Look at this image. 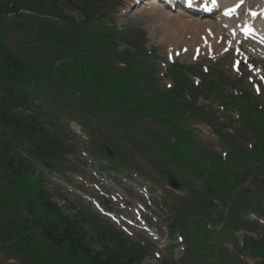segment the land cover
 Returning a JSON list of instances; mask_svg holds the SVG:
<instances>
[{"label": "rangeland", "instance_id": "rangeland-1", "mask_svg": "<svg viewBox=\"0 0 264 264\" xmlns=\"http://www.w3.org/2000/svg\"><path fill=\"white\" fill-rule=\"evenodd\" d=\"M9 1H13L21 8V14H29L27 8L32 7V3H28L31 0ZM41 1L45 4L50 3V6L54 5L53 8H59L56 11L67 17L66 22L59 18L48 21L47 24L51 28L35 30L33 27L27 30V26L32 23L31 16L14 17L9 13L7 16L4 15V18L0 14V43H4L14 55L22 56L26 60L32 58L34 70L47 68L46 65L49 61L52 62L53 55L61 52L55 40L61 38L58 32L74 38L77 35L74 27H91L101 31L106 29L117 45V51L139 50L137 47L139 42L144 51L153 56L149 64L154 67L158 79L154 81L159 85L160 90H166L169 85L172 87L175 83L173 78L166 74L170 63L175 62L181 66L193 64L194 68L205 71L208 79H220L224 91L226 90L232 97L236 96V102L250 104L246 107L261 108V111H264V60L255 59L253 54L251 56L247 52H252L247 47V41L243 42L244 46L232 47L228 51H224L225 47L220 40H218L220 43L214 44L219 45L216 49L204 47L205 44L200 38L205 36L202 30L205 25L213 22L214 18L213 21L201 19L192 24L188 22L189 17L181 15L177 10L161 9L152 3L131 8V0H105L98 9L92 6L94 1L90 0L91 9L87 12L81 10L85 0H66L67 3H57L59 0ZM87 1L88 5H86L89 6V0ZM0 2L7 3V0ZM93 12H101L106 19L92 25L90 18ZM32 14L38 15V13ZM113 26L116 27L117 32L113 33L110 28ZM44 31L50 35L46 36L43 34ZM132 40L137 42L133 43ZM80 42V39H77L67 45L74 49L80 45ZM210 42L208 46H212ZM92 46L80 48L83 52L81 58L84 64L89 63L84 55L93 50ZM88 59L95 70L98 67L92 62L104 64L101 58L93 54L88 55ZM236 59L240 61L238 65H235ZM111 61L110 64L115 69L119 70L122 67L117 59L112 58ZM67 62L68 66L75 63ZM58 68L65 69L66 66ZM180 69L188 75L186 70ZM196 69H192L188 79L192 84L194 80L200 91L189 95L184 89L183 97L187 100L192 98L201 111L209 115V122L208 119L204 120L197 114L188 116L189 110L184 114L183 121V118H180L172 123H164L160 120L164 119V116H160L155 118L156 124H153L152 120L141 119L136 121V126L152 133L151 137L146 133H143L144 137L137 134L139 138H145L146 146L129 136L130 133L122 124L110 118L104 121L99 117L96 123L91 124L92 119L94 121L98 118V115H93L97 112L96 109L112 111L111 104L106 99H102L101 94L89 91L88 96L81 87L66 86L64 82L71 78L69 73L67 77L57 73L53 74V77L44 78L40 83L43 85V92L37 101L42 102L48 112L55 113L62 123L66 122L63 131L72 135L75 147V154L70 163L71 169L64 170V174L60 177L54 173L44 172V182L52 192L51 199L67 213L79 207L98 215L101 213L102 217L145 248L146 254L141 264H163L165 259L174 262L183 261L184 264H206V262L231 264L233 259L245 264H258L260 259L250 253V243L244 238L249 237L256 241L264 238V216L254 212L246 214L252 202L257 204L255 209L264 214V155L253 163L256 175H252L245 184L241 185L235 196L234 193L231 194L238 202L237 205L232 204L228 213L227 203L224 200L220 201L221 196L217 194H226L225 192L242 178L238 169L226 171L220 177L217 194L212 195L214 204H206L207 207L199 205V197H193L192 190L188 188L180 191L172 190L164 179L163 172L167 168L175 175L180 174L189 187L192 186L201 194V198L207 196L204 193L206 185L195 173L198 168L193 161L174 158V151L179 147L173 141V138H176L175 134L178 133L174 126H178L180 121L187 131L188 143L199 153L211 154L217 159L218 157L221 159L223 153L231 149V142L236 144L238 149L245 147V150H248L250 144L254 145L255 140L258 139L253 125L238 115V107L231 106L226 100L218 99L211 90L201 87L200 74L198 70L195 71ZM219 72L223 75L220 76ZM218 75L220 78L217 77ZM66 87L69 89L64 90ZM240 93L243 95L239 96ZM233 99L231 102L235 101ZM99 101L102 102L101 106ZM83 111L90 120L83 118L82 126H78L73 119L68 118H74L80 123L79 114ZM107 132L114 139L109 137ZM102 141H108L113 149L111 157L115 154L118 157L112 164L115 174L105 171V167L111 168V165L108 166L100 152L93 154L92 150H100ZM147 146L155 147L159 154ZM119 159L122 160L121 163L118 162ZM227 160L230 162V157ZM212 179L211 175L204 177L206 184H212ZM207 201L205 198L206 203ZM176 219L178 222L174 226L173 222ZM252 222L258 224L255 230H251L249 226ZM143 224L148 226L149 232L141 228ZM154 228L157 230V235ZM0 264H16V262L0 256Z\"/></svg>", "mask_w": 264, "mask_h": 264}, {"label": "trees", "instance_id": "trees-1", "mask_svg": "<svg viewBox=\"0 0 264 264\" xmlns=\"http://www.w3.org/2000/svg\"><path fill=\"white\" fill-rule=\"evenodd\" d=\"M8 2H0V13L15 11L8 7ZM90 9L86 4L81 8L84 12ZM35 23L40 24V21L35 20ZM93 30L82 33L95 41L100 53L104 54L107 48L103 58L107 60L101 66V73L93 70L90 63L79 62V55L69 59L75 62L70 66L68 62L58 65L66 66L65 69L54 68L50 63L47 69L34 70L31 58L26 60L14 55L4 43H0V252L17 264H140L145 256L139 244L99 215L83 207L67 213L51 199L52 194L42 173L38 174L36 165L49 172L57 171L58 166L66 165V157L73 153V149L60 127H55L56 132H52L43 126L42 121H48L49 115L42 108V102H35L43 92V87L38 86L42 78H49L54 73L67 77L69 73L71 85L91 93L95 91L111 104V112L96 109L94 116L122 124L137 138L141 129L135 123L143 118L164 116V119H159L172 123L182 118L187 110L198 112L195 102L181 97V87H189V84L175 66L171 68V75L177 81L175 87L161 91L151 80L142 79L145 72L151 73V69L137 53L118 52L107 31L96 33ZM143 55L147 60L145 53ZM111 58L123 62L124 66L120 70L112 68L108 64ZM150 77L154 78L152 73ZM207 84L219 99L229 100L231 105H235V101L229 99L232 97H226L219 83L210 81ZM190 87L191 92L194 88ZM239 106L241 113L253 114V125L260 140L249 152L241 149L238 154V169L242 174L250 162L259 161L264 155V115L263 111L255 108ZM200 115L207 117V114ZM177 130L179 147L174 155L193 161L199 171L214 168L218 174L217 161L198 153L186 140V132L179 127ZM219 179L217 177V187ZM249 241V247L262 258L259 264H264V241ZM164 264L176 263L165 261Z\"/></svg>", "mask_w": 264, "mask_h": 264}, {"label": "bare ground", "instance_id": "bare-ground-1", "mask_svg": "<svg viewBox=\"0 0 264 264\" xmlns=\"http://www.w3.org/2000/svg\"><path fill=\"white\" fill-rule=\"evenodd\" d=\"M235 0H220V2L224 5H229V4H232ZM237 1V0H236ZM235 1V2H236ZM261 0H246V4H251L252 6L255 5V4H260ZM151 4L155 6L157 5L158 7H160L161 9H167L166 7L170 8H174L176 7L175 9L177 11H179L181 14H184V15H188L187 17H189L188 19V22H198V20H201V19H205V20H211L213 21V18H214V21L213 22H210V24H207L204 26V29L202 30L203 32L202 33H205L204 35L206 36V39L211 41L210 46L212 49H216L219 47V45H214V44H218L220 43L218 40V37L219 36H223V39L225 40L226 44H233V43H237L241 38H242V30L245 28V27H250V25L253 26V18L251 16H248L247 15V8H249V5L247 7H244V9H242V15L240 18H237L235 20H233L232 22H228L227 23V20H225L224 18H222L220 16V14H216L214 16H212L213 18H207V17H200V16H197L196 14H192V15H189L187 13V11H184L181 6H182V3H181V0H176L175 2H173L172 0H144L142 1V4ZM136 4V3H135ZM181 4V5H180ZM133 5L134 3H131L130 4V7L133 8ZM181 8V9H180ZM251 8V7H250ZM192 17V18H190ZM174 19H178V18H175V17H172ZM181 19V18H180ZM258 21V20H257ZM187 22V23H188ZM186 23V22H185ZM192 23V24H193ZM262 22H257L256 23V26H262ZM198 27H203L202 25H197ZM257 27V28H259ZM234 31V36L235 37H232L231 35V31ZM261 31V30H260ZM210 34H212V37H210ZM261 36L264 37V26L262 28V31H261ZM244 37V36H243ZM174 38H177L174 36ZM204 39V40H206ZM206 40V44L204 45V47H209L208 46V43L209 41ZM201 41V40H200ZM202 42V41H201ZM222 43V42H221ZM225 43H223V47H225L226 45ZM221 46L220 49L223 48ZM211 49V50H212ZM222 54V53H220Z\"/></svg>", "mask_w": 264, "mask_h": 264}, {"label": "water", "instance_id": "water-1", "mask_svg": "<svg viewBox=\"0 0 264 264\" xmlns=\"http://www.w3.org/2000/svg\"><path fill=\"white\" fill-rule=\"evenodd\" d=\"M104 148H105V152L107 153V154H110V150H109V148L104 144ZM167 182H168V184L170 185V186H172V187H174V188H177V187H179V184H178V182L176 181V179L173 177V176H171V174H169V173H167Z\"/></svg>", "mask_w": 264, "mask_h": 264}, {"label": "snow or ice", "instance_id": "snow-or-ice-1", "mask_svg": "<svg viewBox=\"0 0 264 264\" xmlns=\"http://www.w3.org/2000/svg\"><path fill=\"white\" fill-rule=\"evenodd\" d=\"M241 2H243V0H241ZM189 4H191V0H189ZM212 4H213V7H215L216 6V0H212ZM236 9L235 8H233V9H230L228 12H226L225 13V15H230L231 14V12H234ZM253 15H255V13H253ZM251 31V28L249 27V28H247V29H245V32H246V34L248 33V32H250ZM239 64V62H237V65ZM169 87H170V85H169ZM258 91H259V89H257Z\"/></svg>", "mask_w": 264, "mask_h": 264}]
</instances>
